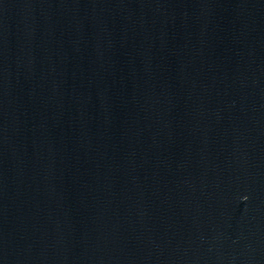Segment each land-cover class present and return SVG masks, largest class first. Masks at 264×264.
<instances>
[{"label":"water","instance_id":"obj_1","mask_svg":"<svg viewBox=\"0 0 264 264\" xmlns=\"http://www.w3.org/2000/svg\"><path fill=\"white\" fill-rule=\"evenodd\" d=\"M0 264H264V0H0Z\"/></svg>","mask_w":264,"mask_h":264}]
</instances>
